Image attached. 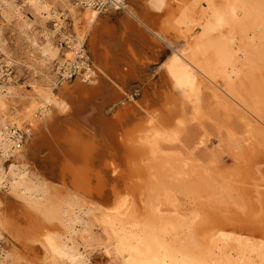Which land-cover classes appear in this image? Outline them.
<instances>
[{
  "label": "bare ground",
  "instance_id": "obj_1",
  "mask_svg": "<svg viewBox=\"0 0 264 264\" xmlns=\"http://www.w3.org/2000/svg\"><path fill=\"white\" fill-rule=\"evenodd\" d=\"M29 1L42 16L45 10L46 16L54 18L57 31L67 39L69 49L60 66L76 64L80 71L72 86L66 82L59 89L49 80L13 92L6 86L5 93L0 85V154L13 153L19 160L9 170L0 166V185H8L19 199H7L0 206V235L7 234L9 240L26 247L33 255L25 258L26 264H90L85 249L102 238L105 253L116 264H264V234L260 231L264 227L246 223V212L237 217L202 209L186 212L180 206L176 191L192 194L199 183L184 178L192 170L191 157L181 158L183 166L175 167L172 153L176 152L171 145H182L180 154L209 148L211 133L205 125L188 144L182 134L186 123L182 114L166 121L157 112L149 113L145 123H132L124 135L111 116L123 101L119 83L139 61L134 43H147L146 30L167 41L150 12L168 10L171 17L164 23L182 33L183 44L173 46L162 65L182 94V106L189 108L191 119L202 124L208 115L201 106L205 82L224 103L239 107L248 123L263 124H248L250 131L264 128L260 115L264 114V78L258 75L264 68V0H134L137 8L128 0H107L121 9L114 26L108 23L113 16L99 22L101 9L96 0H78L85 7L82 19L91 27L95 65L81 53L85 34L79 32L82 16L76 5L58 0L75 19V32L66 34L65 12L52 11L47 0ZM12 7L21 14L20 5L13 3ZM32 43L42 57L50 60L54 56L51 45ZM28 55L31 61L38 59L32 49ZM78 57L82 59L77 61ZM4 72L0 65V74ZM69 73L67 66L64 74ZM244 75L257 79L247 89L237 83ZM11 95L22 97L21 109ZM20 130L27 134L25 140ZM229 137L236 140L232 133ZM250 138L251 134L244 139L248 146ZM24 155L35 168L21 161ZM232 180L210 192L219 199L231 194L234 185L245 195L241 183L229 186ZM234 180L242 182L241 178ZM93 225L100 226V238L93 233ZM39 244L41 255L37 257ZM10 256L0 250V261ZM12 257L21 256L13 252Z\"/></svg>",
  "mask_w": 264,
  "mask_h": 264
},
{
  "label": "rangeland",
  "instance_id": "obj_2",
  "mask_svg": "<svg viewBox=\"0 0 264 264\" xmlns=\"http://www.w3.org/2000/svg\"><path fill=\"white\" fill-rule=\"evenodd\" d=\"M12 2L20 5V15L15 13ZM70 3L78 7L79 17L82 16L78 20V27L79 32L83 35L85 34L84 50L81 52L84 55L83 58L88 59L95 65L97 59L92 54L89 41L91 27L85 22V19H82L85 7L79 5L78 0H70ZM128 3L131 6L136 5L134 0H128ZM47 4L52 11H59L60 14H63L62 12L66 13L65 16H62L64 19L63 32L66 34L75 32V19L70 9L62 7L58 0H47ZM178 5L174 6L177 7ZM136 6L133 7L137 8ZM43 11L44 16L31 5L29 0H0V65L5 69V72L0 74V85L3 86L2 91L4 93L7 92L6 86L10 87V91L13 92L23 87L31 89L28 85H31L32 82L43 80L55 83L56 89H59L66 82L72 86L79 74L80 68L76 64L66 63L65 66H60V63L65 58L66 51L69 49L67 39L57 31L54 18L46 16L47 12ZM119 13H121V9L114 8L108 4L101 8L99 22H102L107 15L116 16V18L113 17L108 22L109 25L114 26L116 25L117 17H120V15L117 16ZM150 14L153 22L156 21V28L164 32L167 41L157 38L152 32L146 30L144 33L147 43H134L139 61H136V65L131 69L128 78L123 83H119V88L121 87V91L118 89L120 92L119 97L123 98V101L119 103L121 105L116 107L111 115L118 121L119 132L124 135L125 131L132 127V123H136L137 126L145 123L149 113L157 112L162 120L166 121L171 116L179 113V115L182 114V119L186 121L181 127L185 139L184 142L191 144L195 139L194 137L201 134L200 128L202 125H205L211 133L209 141L212 144L209 148L197 147L193 152L190 149L185 154H180L179 151L182 150V145H171L174 149L170 147L173 152H176L172 153L174 154L172 158L175 167L181 168L183 166L181 158H192V160H189V163L193 166L192 170L189 174L184 175V178L194 184L199 183L198 191L192 194L183 190L176 191L180 206L186 207V212L202 209L206 213L213 211L217 215L223 213V215L243 216L241 213L246 212L248 214V220L247 218L244 219L246 223L249 225H263L264 227V128H256L250 131L251 127L248 126V124H251L260 127L263 124L260 125L255 120L248 123L249 118L239 107L229 102L224 103V100L216 96L213 88L205 82H203L201 90V106L207 111L208 115L206 114L203 117L204 123L202 124L191 119L189 108L182 106L184 102L182 94L173 87L162 65L169 54L172 53L173 46H182V33L174 31L171 24L164 23L165 19L171 17L170 11L165 10L162 13L152 11ZM131 19L136 21L134 18ZM33 40H37L42 46L51 45L54 56L50 60L42 57L41 51L34 48ZM30 49L34 50L38 59L31 61L28 55V50ZM80 59L82 57H78L77 61ZM67 66L70 73L65 75L64 71ZM8 73L11 76L10 79L8 78ZM254 75L252 78L244 75L242 79H237V83L242 82V88L247 89L249 85L257 80L253 79ZM258 75L260 78H264V68L261 70V74L259 72ZM10 97L14 98L15 105L21 109L23 105L22 97L18 95H11ZM122 106H125L126 110H123ZM125 111H127V115L120 116ZM260 115L261 118L264 116L263 113H260ZM262 120L264 121V119ZM20 133H22L25 140L27 134L22 130H20ZM231 133L234 137L236 136V140L235 138L232 141L230 140L229 135ZM249 134H251V138L248 139L251 142L250 146H248L247 141H244ZM219 140H221V143H219ZM250 147L251 149H249ZM29 148L27 146L26 154ZM178 155L180 158L177 159ZM24 156L21 161H25L34 167L32 159L26 155ZM161 156H164V154H161ZM159 160H161V157ZM13 163H19L13 153L9 155L0 154L1 167L9 170ZM242 164L245 165L240 170L239 168ZM162 170L165 171V167ZM169 170L172 171L173 169H168L167 172ZM234 177L241 178L242 182H236ZM230 178L233 180L230 181L229 186H232L233 182L235 185L242 184L245 195L237 189V186L233 185L231 194H224L222 198L217 199L210 190L218 191L220 185L228 184ZM257 189H259L258 192ZM207 194L211 195V197ZM7 199L19 201L11 193L8 185H0L1 207L8 201ZM85 217L88 218V214ZM94 222L98 223L97 221ZM260 231L261 235H263L264 228L260 229ZM100 232V226L93 225V233L98 238H100ZM102 239L99 241L94 240L93 244L88 245L85 249L90 264H116L114 259L105 253L104 244L101 243ZM36 247V256L39 257L42 247L41 245ZM80 249L83 250L82 245H80ZM0 250L11 253V256L1 260L0 264H26L25 258L29 259L33 256L26 251V247L19 241L9 240L7 234L6 237L0 235ZM13 252L15 257L17 255L21 257L15 259L12 257ZM0 259L2 258L0 257ZM55 264L65 263L58 261Z\"/></svg>",
  "mask_w": 264,
  "mask_h": 264
},
{
  "label": "built area",
  "instance_id": "obj_3",
  "mask_svg": "<svg viewBox=\"0 0 264 264\" xmlns=\"http://www.w3.org/2000/svg\"><path fill=\"white\" fill-rule=\"evenodd\" d=\"M108 4H109V2H107V0H105V1L96 0V7L100 8V9L107 6Z\"/></svg>",
  "mask_w": 264,
  "mask_h": 264
},
{
  "label": "water",
  "instance_id": "obj_4",
  "mask_svg": "<svg viewBox=\"0 0 264 264\" xmlns=\"http://www.w3.org/2000/svg\"><path fill=\"white\" fill-rule=\"evenodd\" d=\"M113 17L116 18V16H113ZM112 19H113V18H112ZM101 81H102L103 84H106V83H107L104 77L101 78ZM89 87H92V86H89ZM96 87H97V86H96Z\"/></svg>",
  "mask_w": 264,
  "mask_h": 264
}]
</instances>
